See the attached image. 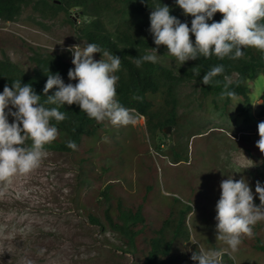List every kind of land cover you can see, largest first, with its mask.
<instances>
[{
	"label": "rangeland",
	"instance_id": "1",
	"mask_svg": "<svg viewBox=\"0 0 264 264\" xmlns=\"http://www.w3.org/2000/svg\"><path fill=\"white\" fill-rule=\"evenodd\" d=\"M72 16L73 22L64 11L43 16L26 6L15 20L0 19V58H10L32 72L36 52L57 53L64 55L74 68L72 52L67 49L77 45L82 50L89 43L78 32L84 18L75 9ZM167 51L152 50L150 54L183 74L181 68L188 66L190 60L180 66ZM100 58L107 59L94 54V59ZM77 82L69 80L72 84ZM247 83L251 90L249 103L242 96H233L228 102L220 98L211 102L200 99V86L195 81H184L179 87L180 131L183 124L195 129L186 128L185 136L180 131L173 134V127L170 132H159L156 142L160 148L151 146L146 119L135 111H130L135 117L133 126L111 128L92 161H81L77 149L45 146L46 154L37 169L0 182V264H139L118 232L93 223L83 208V202L93 200L94 194L114 180H120L116 190L125 198L137 197L142 178L152 183L154 194L194 202L201 198L203 205L198 215L210 238L220 183L228 178L223 174L246 169L264 185L263 167L241 144L244 141L252 145L259 138L258 124L264 121V75ZM193 134L190 162H170L169 144ZM86 143L83 142L85 146ZM31 144L27 140L24 146ZM83 152L84 148L81 156ZM126 180L134 187H128ZM216 241L223 249L228 247L224 241ZM201 242L207 243L202 238ZM184 254L186 264H196L191 259L192 250L186 249ZM221 259L223 264H232L231 260L235 264H264V254L243 240L236 252Z\"/></svg>",
	"mask_w": 264,
	"mask_h": 264
},
{
	"label": "trees",
	"instance_id": "2",
	"mask_svg": "<svg viewBox=\"0 0 264 264\" xmlns=\"http://www.w3.org/2000/svg\"><path fill=\"white\" fill-rule=\"evenodd\" d=\"M163 4L169 6L171 15L191 27L193 17L185 16L175 0H0V19L15 20L26 6H32L43 16L64 11L73 22V10H78L84 18L78 28L80 37L86 39L88 43L97 44L112 55L121 57V68L115 73L119 77L116 85L117 98L122 106L145 117L150 144L152 147L156 145L160 148L156 142L159 132H164L170 125L174 129L173 134L178 133L182 126L178 108L181 104L179 87L184 81H195L200 86L202 100L216 102V99L220 98L228 102L232 97L221 96L226 82L225 77H228L233 81L228 90L234 92V96H242L243 101L249 103L251 90L248 80L255 79L260 74L264 75V51L256 48H244V55L235 60L228 57L221 60L215 55L211 58L201 56L196 60H190L188 66L181 68L183 74L177 73L174 68L160 60L157 63L145 61L138 67L136 61L150 55V51L155 48L162 53L167 51L164 45L157 48L149 31L151 11ZM221 19L222 14L217 12L208 22H219ZM190 37L194 42V34H190ZM32 59L35 61V67L31 72L10 58H0V93L6 84L11 87L12 83L20 81L22 86L30 84L34 92L41 96L40 102L44 104L47 97L43 89L50 74L59 73L64 82L69 83L68 71L72 66L64 55L36 52ZM218 65L224 66L223 74L215 77L211 85H204L203 75ZM194 71H198L200 75H194ZM56 90L54 86L47 95H53ZM262 99L264 115V92ZM45 107H58L66 114V119L62 122L51 121L58 128L59 135L46 147L74 151L67 146V142L75 141L79 150L78 155L83 162L94 160L100 141L108 137L109 130L115 127L107 120L97 123L75 103L64 106L45 104ZM8 120L11 123L14 117L9 115ZM183 126L180 131L182 136H185L186 128L195 129V126L191 128L188 124ZM195 134L188 135L186 140H177L174 144H169L167 154L171 157L170 162L174 164L190 162L189 145ZM259 139L260 137L252 142V145L245 144L243 140L241 144L263 167L264 175V153L256 146ZM83 142H87L88 148ZM83 148L86 152L81 156ZM99 167L106 169L103 164H99ZM148 170L150 171L149 168ZM223 175L235 180L246 179L254 193V203L259 206L260 200L255 193V186L257 181L261 183L260 179L246 169H242L241 172L228 170ZM142 181L145 184H142ZM126 183L128 187H134L131 181L126 180ZM139 184V194L131 199L117 192L120 180L108 181L100 192L92 196L93 200L82 203L84 211L93 223L118 232L127 249L138 257L139 264H186L184 254L186 249L193 252H199L201 247L205 250L223 249L216 241L215 214L212 215L213 227L210 229L212 233L210 238L203 228L202 216L198 215L203 205L201 198L197 202L182 200L175 196L169 199L159 192L154 194L152 191L154 186L148 180L142 178ZM150 206L155 208L150 210ZM212 229L214 232H211ZM253 232L252 238H243V241L255 251L264 254V221L258 222ZM201 238L206 239L207 243L201 242ZM193 242H198L199 246ZM225 256L228 257L227 254ZM194 263L198 264L197 261ZM231 263L235 264L232 260Z\"/></svg>",
	"mask_w": 264,
	"mask_h": 264
},
{
	"label": "clouds",
	"instance_id": "3",
	"mask_svg": "<svg viewBox=\"0 0 264 264\" xmlns=\"http://www.w3.org/2000/svg\"><path fill=\"white\" fill-rule=\"evenodd\" d=\"M175 2L185 16L193 17L191 27L171 15L169 6L163 4L151 11L149 31L157 48L166 46L168 54L180 66L201 56L211 58L215 55L221 60L225 57L235 60L244 55V48L264 51V0ZM217 12L222 14V19L209 23ZM190 34H194V42ZM67 50L72 52L74 65L68 71V78L77 83L66 84L59 73L50 74L43 89L47 97L44 104L30 84L22 86L20 81L12 83L11 87L6 84L0 93V182H9L13 177L32 173L46 154L45 146L57 139L58 128L51 121L62 122L66 114L58 107L48 108L45 104L64 106L75 103L97 123L107 120L115 127L135 123L133 114L117 98L119 77L115 73L121 68V57L110 54L95 43L87 44L82 50L77 45ZM95 53H101L107 59L96 60ZM145 61L157 63L158 57L145 55L136 61L137 66ZM223 72V65L213 67L203 75L202 83L211 85L214 78ZM194 75L199 76L200 73L194 71ZM225 81L221 96L233 97L235 93L228 90L233 81L228 77H225ZM54 86L57 88L55 93L47 95ZM9 115L14 117L11 123ZM258 134L260 139L256 141V146L264 153V122L258 124ZM27 140L32 141L31 147L24 146ZM67 146L77 149V144L72 140L67 142ZM220 189V198L216 203V239L224 241L228 247L222 250H205L201 247L191 256L198 264H223L221 257L236 252L243 238H252L254 226L264 221V185L259 181L255 186L259 206L254 203V193L244 178L223 179ZM193 244L198 245V242Z\"/></svg>",
	"mask_w": 264,
	"mask_h": 264
},
{
	"label": "water",
	"instance_id": "4",
	"mask_svg": "<svg viewBox=\"0 0 264 264\" xmlns=\"http://www.w3.org/2000/svg\"><path fill=\"white\" fill-rule=\"evenodd\" d=\"M167 132H170L171 131V126L170 125H168L167 127H166V129H165Z\"/></svg>",
	"mask_w": 264,
	"mask_h": 264
}]
</instances>
